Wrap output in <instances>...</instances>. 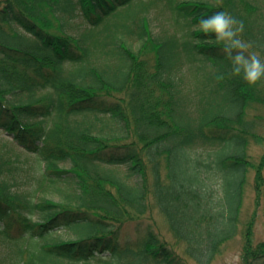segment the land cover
I'll return each mask as SVG.
<instances>
[{"label": "trees", "instance_id": "obj_1", "mask_svg": "<svg viewBox=\"0 0 264 264\" xmlns=\"http://www.w3.org/2000/svg\"><path fill=\"white\" fill-rule=\"evenodd\" d=\"M218 11L264 60V0H0V131L68 190L33 202L0 152V264H211L251 176L264 210V151L246 152L264 78L194 30ZM243 236V264H264L252 221Z\"/></svg>", "mask_w": 264, "mask_h": 264}, {"label": "rangeland", "instance_id": "obj_2", "mask_svg": "<svg viewBox=\"0 0 264 264\" xmlns=\"http://www.w3.org/2000/svg\"><path fill=\"white\" fill-rule=\"evenodd\" d=\"M156 27V23H153ZM157 29H155V32ZM255 111V110H254ZM258 134L261 136V140L264 138V120L258 128ZM264 151V144L251 142L247 148V154L250 156V160L258 164L261 155ZM0 152L5 153L12 161H15L13 166L17 168L13 172V177L18 184L16 186L20 192L26 193L33 202H37L41 199H47L56 203L66 201V190L62 184L57 186L62 191L55 190L54 187H47L48 183L43 181L39 183L41 176V166L35 160L33 155L24 152L21 148L17 147L11 140L10 136H7L4 132L0 131ZM254 174V171H251ZM251 176V175H250ZM138 178H134L137 181ZM250 184L246 187L245 197L242 213L239 218V231L238 235L222 245L219 254L214 258L211 264H243L242 244L246 234V228L249 222L252 221V240L254 243L264 240V210L262 205H255L254 203V191L252 189V176L249 178ZM154 219L159 229V232L168 241L172 242L171 233L168 230L165 219L154 212ZM60 240H69L73 236L69 232L57 233L56 235ZM181 246V245H180ZM179 245L177 246V248ZM190 264H193L189 261Z\"/></svg>", "mask_w": 264, "mask_h": 264}, {"label": "clouds", "instance_id": "obj_3", "mask_svg": "<svg viewBox=\"0 0 264 264\" xmlns=\"http://www.w3.org/2000/svg\"><path fill=\"white\" fill-rule=\"evenodd\" d=\"M194 30L210 35L218 44H223L222 52L231 62L230 74L240 77L248 85H255L264 78V60L260 54L251 51L252 45L243 40L242 22L237 21L229 13L215 12L202 17Z\"/></svg>", "mask_w": 264, "mask_h": 264}]
</instances>
